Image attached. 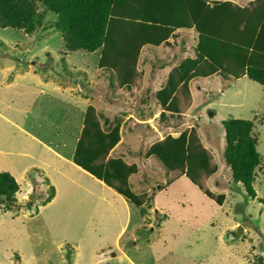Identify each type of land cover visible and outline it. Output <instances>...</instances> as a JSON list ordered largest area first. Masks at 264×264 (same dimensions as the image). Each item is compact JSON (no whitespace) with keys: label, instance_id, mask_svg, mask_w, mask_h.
Instances as JSON below:
<instances>
[{"label":"rangeland","instance_id":"rangeland-1","mask_svg":"<svg viewBox=\"0 0 264 264\" xmlns=\"http://www.w3.org/2000/svg\"><path fill=\"white\" fill-rule=\"evenodd\" d=\"M139 1L133 0L136 6L129 8L139 10ZM229 1L246 6L250 0ZM208 2L220 4V0ZM36 4L41 10L43 5ZM179 7L174 10L178 16L171 15L177 21L166 24L162 17L168 5L158 0V7L146 9L139 21L140 37L145 38L153 37L156 26L166 24L148 41L153 45L149 52L162 60L166 57L158 69L161 82L181 58H172V48L164 52L153 42L176 32L182 35L183 49L179 50L180 38H171L177 43L174 57L184 56L183 63L195 57L197 37L192 29L199 23L183 13L182 4ZM57 20L54 14H46L33 25L34 31L22 29L24 34L0 29V64L7 66L2 70L0 65V172L18 178L31 171L35 178L31 185L38 195L27 198L17 192L11 207L1 200L0 264H224L227 257L232 264H264V86L249 77L198 79L190 85L191 102L186 91L178 88L175 98L181 108L189 106L186 113L195 125L187 133L185 154L163 153L164 159L156 153L164 146L161 121L142 122L152 117L141 101L151 74L130 56L134 36H119L124 24L110 19L101 51L75 52L63 39ZM185 21L187 26L182 27ZM175 26L190 31H177ZM104 55L105 68H98ZM130 74L131 91L126 92L123 85ZM175 82L180 84L178 78ZM150 109L156 112L157 104ZM232 119L251 121V135L257 139L261 161L252 173L256 194L251 199L240 184L229 183L231 167L223 152ZM113 120L127 139L125 147L134 150L130 160L138 167L130 176L133 188L129 189L136 194L149 189L144 203L136 206L120 195L104 213H96L107 208L99 199H92L81 211L64 205L58 193L47 202L46 180L52 184L57 179L70 189L82 174L64 162L78 152L73 145L83 125V146L91 148L88 140L94 144L97 135L105 140L110 128L104 123ZM185 130L184 126L179 132ZM166 132L174 138L173 126ZM179 158L190 163H179ZM126 167H119L125 180L136 171L135 165ZM121 181L110 179L116 187ZM221 194L226 198L219 199Z\"/></svg>","mask_w":264,"mask_h":264},{"label":"trees","instance_id":"trees-1","mask_svg":"<svg viewBox=\"0 0 264 264\" xmlns=\"http://www.w3.org/2000/svg\"><path fill=\"white\" fill-rule=\"evenodd\" d=\"M110 1L0 0V28H14L16 30L26 28L34 31L33 25L40 24L46 14H54L58 19L57 26L63 39L69 43L68 47L74 49L73 51L84 50L88 53H98L107 40L102 27L105 25L104 19H106ZM162 1H166L168 5V11L163 15L162 21L166 24L176 22L177 20H173L171 15L174 14L175 16V4H178L181 0ZM192 1L185 0V4H188V7L191 8L193 6L197 12L196 14L192 13L193 19L199 23L197 28L200 30L199 37L197 34V46L194 49L195 57L193 60L188 59L189 61L187 60L185 65H178L171 72V74L176 73L182 89L188 91L192 79H199L213 74L232 78H240L246 75L264 86V0L252 1L245 7L231 1H225L222 4L220 3L221 6L216 4V8H205L204 11H199V9L205 7L203 1L197 0L194 5H192ZM36 2L43 5L41 10L36 6ZM149 3L153 9L158 7V0H150ZM146 9H150L148 5H144V10ZM210 21H214L212 26L206 25ZM166 24L156 26V29L159 30L160 27H165ZM204 25H206V28H203ZM226 25L227 31H221ZM102 59L105 62L106 56L100 58V60ZM244 65L247 66L246 71ZM123 86L126 92L131 91L129 80ZM175 91V81L168 76L165 88L158 92L161 103L173 112L170 115L172 116L171 119L163 113L159 119L164 130V146L163 148H157L156 153L161 157H163V153L166 156L173 152V154L179 156L185 154L187 150L183 134L174 139L166 132L170 126L174 127L183 122L180 117L181 107L174 97ZM102 96L104 97V95ZM228 122L230 125L227 127V146L224 147L223 157L227 165L231 167V177H229L231 181L229 183L240 184L251 199L256 194L252 187V173L259 160L261 161L260 155L256 151L257 140L251 135L253 124L251 121L247 122L239 119H232ZM136 123L138 124V122ZM104 125L110 128L107 133L108 136H105L104 140V136L97 135L94 144L91 140H88L91 142V148H87L86 144L85 148L83 146L85 143L83 138L85 127L83 125V128L79 131L78 140L74 144L78 152L73 153V162L107 185L112 184L110 179H115L118 182L122 179L121 184L117 187L112 184L113 188L129 203L140 206L144 203V198L147 197L146 194H136L129 189L126 180L119 175L120 164L116 160L109 159V161H105L108 152L119 141L120 127L118 122L116 120L106 121ZM104 146L107 147L106 150H104ZM163 158L165 159V157ZM99 159H102V161H99ZM176 161L190 163L182 158ZM130 172L133 171L130 170ZM32 180H35V178L31 171L22 173V177L18 178L8 172H0V202L2 200L3 204L8 207L13 206V195L20 192L19 195L23 194L24 196L25 188ZM45 186L47 187L45 192H50L49 196H45L47 202H49L55 197L54 188L49 186L47 180ZM160 188L162 187L157 186V189ZM204 193L210 195L205 191ZM224 196V194H221L218 198L223 199ZM40 200L41 197L36 200V207H39L40 203L38 201ZM31 206L33 207V205Z\"/></svg>","mask_w":264,"mask_h":264},{"label":"crops","instance_id":"crops-1","mask_svg":"<svg viewBox=\"0 0 264 264\" xmlns=\"http://www.w3.org/2000/svg\"><path fill=\"white\" fill-rule=\"evenodd\" d=\"M132 1L133 0H111L110 1V7H109L108 13L106 15V19H104L105 25L102 27V29H103L104 35L107 38L108 31H109V25L107 24L108 20H110V19H115V20L119 19V20H121L120 22H122L124 24V28H123L122 31H119V33H120L119 36L127 37V38H130V36H134V39H135L134 41L132 40V43L130 45V56L132 57L133 60L136 57V59H135L136 65L139 64L140 67H142L144 73H146V71L148 69L150 70V74L151 75H150V80L148 82L149 87L144 91V93L147 95V97L144 94V97L141 99V101L144 104V106L147 107L150 110V112L152 114V117L147 118L145 121H142V120H140V121L146 122L148 119L151 120L152 118L159 120L162 113L167 115V116H169V119H171L172 116H170V115L173 112L171 110H169L166 105H163L161 103L160 98L158 96V92L162 88H165V83H167V79H166L165 82H164V80H163V82H161L162 78H161V76L159 74L160 72L158 71L159 66L163 65L165 63V58L166 57H164V59L162 60V58H159L157 55L152 54L151 52H149V50L153 47V45L150 44V42H148V41H149V39L152 40V39L156 38L157 33H158V29H156V28L154 29V32L152 33L153 37H150V38L140 37V35L142 34V29H141V26H140L141 23L139 21H141L142 17L144 16V13L146 11V10H144V5H148V7L150 9H153V8H152V5L149 3L150 0H140L139 1L140 9L139 10H132L131 8H129V6H132V5L136 6V4L134 5L132 3ZM201 1H203L205 3V7L206 8H215L214 4H212V3L209 4V2H208V1H213V0H201ZM225 1H229V0H223V1L220 0V3L222 4ZM254 1L255 0H253V2ZM196 2H197V0H193L192 1V5H194ZM251 2H252L251 0L248 1L247 5H249ZM180 4H182V6H183V8L181 10L183 11V13L185 15H192L191 17L193 18V14L192 13H194V14L197 13L196 9L193 6H192V8L188 7V4L186 5L183 2H181V1L178 4H175V5L179 7ZM221 4H217V5L221 6ZM236 4L239 5L238 3H236ZM207 5L209 7H207ZM239 6H241V5H239ZM243 7H245V6H243ZM122 8H126L125 12L123 14L118 15L116 13V11L120 10ZM175 16H178L177 12L175 13ZM213 22L214 21H210V22L206 23V25L211 26L213 24ZM180 24H181V22L179 24H177V25H180ZM206 25H204L203 28H206ZM186 26H187V22L185 21L184 23H182V27H186ZM197 27L193 28L192 30H195L196 37H197V34H198V37H199L200 30ZM175 28H176V26H175ZM197 29H198V32H197ZM130 30H133V31L130 32ZM176 30H177V28H176ZM223 30H224V32L227 31V25L221 31H223ZM177 31H190V30H177ZM164 37H166V34L161 39L153 42V43H157V47L158 48H162L164 52L166 51L167 47H169V48H172V50H174L173 54H175L177 43H176V41L174 42V40H173V42H170V39L173 38V37H174V39L180 38L179 50L183 49V47H182L183 44H182V40H181L182 39L181 38L182 35H179V34H176V32L175 33L173 32V34L168 39L164 38ZM135 53H136V55H135ZM144 53H145V55L142 57V54H144ZM173 54H170V56L172 58L174 57ZM183 57L184 56L177 57V58L174 57V58H176V59L181 58V63H182V64L180 63L181 65H185L187 63L188 59L189 60H193L194 59V58L188 57L186 59V61L183 63ZM106 61H107V59H106ZM106 61L103 62V59H102V61L100 62L98 68H105ZM0 65H4L2 70L6 69V67H7L6 64H0ZM133 68H134V66L132 65L129 68V70L133 69ZM169 76L172 77L174 81L177 78L176 77V73H175V76H173V75H169ZM242 77H248V76L245 75V76H242ZM242 77H240V78H242ZM167 78H168V76H167ZM209 78H218V80H219V78H223V79L229 78V79H236V80L240 79V78L224 77V76H221L219 74H213V75L201 77L199 79H209ZM132 79H133L132 75L130 74L129 79H128L129 82H130V86H131V83H132ZM195 80H198V79H192L190 81L189 90L186 91V93H185V94H188V96L190 98V102L192 101L191 100L190 85ZM141 83H142V79H141ZM152 85L156 86V88L154 89L152 87ZM175 86H176V90L178 88L182 89L181 85L180 84L177 85L176 82H175ZM218 86H221V84H218ZM123 88H125V87L123 86ZM187 92H189V93H187ZM175 94H176V91L174 93V97H175ZM176 101H177V99H176ZM155 103L157 104V109H156V112H153L150 108ZM188 107L184 108V109L180 108V117L182 119H185L187 122H185V123L181 122V124L179 126H174L175 132L171 133L173 135L174 139L179 137L181 134H183L185 136L186 149L188 148V138H187L188 135H187V133H190V130L193 129V127H194V126L190 127L194 123L189 121L190 116L186 113ZM210 116H212V114ZM198 117H201V114H199ZM186 124H187V126H186ZM184 126L188 130H185L184 132H179V130L182 127H184ZM174 133H177V134L175 135ZM202 137L206 138L205 135L202 136ZM126 141H127V139L126 138L125 139L122 138L121 137V132H120V138H119L118 143L108 152V154L105 157V161H107V160L109 161V159H114L120 164V166L121 165L124 166V167H126V166L127 167H131L133 165L136 166V171L131 173V174H129L127 179H126L127 185L129 187L130 185L131 186L133 185L132 184L133 182L130 181V176L137 173L138 167L133 161L130 160V159H132V154L134 153V150H131L130 147H127L128 144L125 147ZM73 146L75 147V145H73ZM123 147H125V148H123ZM119 150H122V151H119ZM125 153H126L127 157H122V155H124ZM70 157H71L69 159L70 161L67 160V161L64 162V164H70L74 169L80 171L82 174L80 175V178L78 180L74 181V185L70 189H66L65 187H63L61 182L59 180H57V179H56L55 183H52V184L49 183V185L54 187L55 197H58V195H56V193H58L62 197V199L64 198V205L71 206L72 208H74V210H79V211L84 210V208H86L88 206V204H90L92 199H99L102 203L107 204V208L105 210L104 209L103 210L100 209L96 213H104L108 209V207L113 202H115L116 197H120V194H118L116 189L113 188L112 184H109L110 185L109 186V185L105 184L103 181L97 179L95 176L91 175L90 173H88L87 171L83 170L81 167L76 165L73 162V159H72L71 155H70ZM32 186L33 185L29 184L28 188H26V193L28 195L27 198H29V197L38 198V195L35 193V189H33ZM131 188H133V187H131ZM148 190L149 189H147V192H142V193H139V194H146L147 195ZM40 197H42V196H40ZM225 243H226V245H230L229 242H225ZM237 245L238 244H235V245L232 244L230 246L231 247H236ZM202 261L203 260H200L199 262L196 261V262L200 263ZM230 262L231 261H230L229 257H227V263H224V264H229ZM210 264H213V263L210 261ZM230 264H232V262Z\"/></svg>","mask_w":264,"mask_h":264},{"label":"clouds","instance_id":"clouds-1","mask_svg":"<svg viewBox=\"0 0 264 264\" xmlns=\"http://www.w3.org/2000/svg\"><path fill=\"white\" fill-rule=\"evenodd\" d=\"M0 29H7V28H0ZM9 29H14V28H9ZM16 30V29H15ZM18 31H20L21 33H22V31L21 30H18ZM22 34H24V33H22ZM4 46V45H3ZM4 47H6V46H4ZM77 51H80V50H77ZM81 51H84V50H81ZM76 52V51H75ZM86 52V51H85ZM86 53H88V52H86ZM18 56H20V55H18ZM257 140V139H256ZM30 185H31V183H30ZM49 186H51V185H49ZM33 187V186H32ZM51 187H53V186H51ZM26 188H28V186L26 187ZM26 188H25V191H24V196H28L27 195V193H26ZM54 188V187H53ZM33 189H34V187H33ZM32 193V192H31Z\"/></svg>","mask_w":264,"mask_h":264}]
</instances>
